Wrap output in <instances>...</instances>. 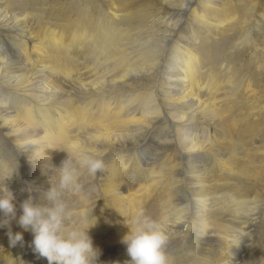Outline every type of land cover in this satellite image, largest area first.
Masks as SVG:
<instances>
[{
	"label": "bare ground",
	"instance_id": "6f19581e",
	"mask_svg": "<svg viewBox=\"0 0 264 264\" xmlns=\"http://www.w3.org/2000/svg\"><path fill=\"white\" fill-rule=\"evenodd\" d=\"M144 1L0 0V170L15 164L6 183L17 215L29 185L49 186L41 159L59 166L79 139L109 165L85 177L98 264L130 259L122 238L140 211L166 223L170 264H264V94H248L247 74L236 79L220 55L250 44L264 73L248 31L257 4L162 0L172 11L159 18L112 11ZM8 230L0 264H47L30 232L12 247Z\"/></svg>",
	"mask_w": 264,
	"mask_h": 264
},
{
	"label": "clouds",
	"instance_id": "9594fccd",
	"mask_svg": "<svg viewBox=\"0 0 264 264\" xmlns=\"http://www.w3.org/2000/svg\"><path fill=\"white\" fill-rule=\"evenodd\" d=\"M66 158L55 166L51 158L42 160V174L48 177L46 189H26L29 195L19 204L6 181L15 172V164L7 171L0 170V228L8 227L9 245H24L23 232H30L29 247L47 264H98L99 249L94 247L89 230L97 223L92 210L85 208L89 193L85 177H94L109 167L82 140H73L67 148ZM37 193L33 196L31 193ZM23 229L13 233L11 222ZM128 231L122 238L126 264H170L166 251L168 235L166 223L153 219L142 211L137 212L126 224Z\"/></svg>",
	"mask_w": 264,
	"mask_h": 264
},
{
	"label": "rangeland",
	"instance_id": "374dc122",
	"mask_svg": "<svg viewBox=\"0 0 264 264\" xmlns=\"http://www.w3.org/2000/svg\"><path fill=\"white\" fill-rule=\"evenodd\" d=\"M162 2H163L162 0H152L150 3H148L145 0L144 2L137 3L132 8L131 7L128 8L129 10L128 9L122 10L119 8L118 4L115 5V3H114L112 11L115 12V14H117L121 18H126L134 10H144V12L148 13V15L150 14L152 16V18H159L162 14H164V15L169 14L172 11V9L168 5H165ZM254 3H256L257 6L254 5L255 6V11L253 14L254 17H253V21H251L249 24L248 31L250 30L249 31L250 32V38H252V40L254 39V43L256 44V47H258V45H259L260 47H258V48L260 49V48H264V32H263L264 31V14H263L264 13V0H255ZM257 8L260 10H256ZM123 11H125V12H123ZM262 15H263V17H262ZM255 19H257L259 21L255 20ZM260 20H261V22H260ZM123 23H121L122 24L121 27L132 28L135 31L136 23H131V24H128L125 22H123ZM255 23H256V25H255ZM258 23H259L260 27L258 26ZM250 28L253 29L254 31L253 30L251 31ZM256 34H258V35H256ZM235 35H237L236 32H234L231 36L234 38V39L232 38V40L235 41V43H236V36ZM242 36H243V34H242ZM245 49H246V51H245ZM223 52L220 54L221 60H224V64L226 63L229 66L231 65L230 66L231 67V73L236 79L239 77V75L247 74L245 76V79L243 80V85L248 90V94L254 95V93L257 92L256 94H259V96L263 95L264 94V73L263 72L255 73L256 72L255 67L252 66V64H251L250 58H251L252 52H254L252 45L249 44L248 46H243V47L241 46L240 48L233 46L232 48L226 49ZM243 52H244V54H243ZM261 54L262 55L264 54V49L257 50V55H261ZM165 57H169V59H170L171 58V52L169 55H166ZM227 57H228V60H227ZM236 65H238V67ZM245 66H248L249 68H247ZM242 71H244V73ZM258 247H260V245ZM254 264H257V263L255 262Z\"/></svg>",
	"mask_w": 264,
	"mask_h": 264
}]
</instances>
